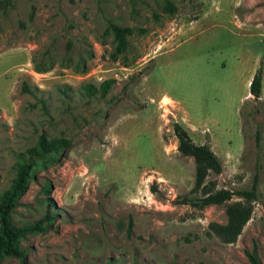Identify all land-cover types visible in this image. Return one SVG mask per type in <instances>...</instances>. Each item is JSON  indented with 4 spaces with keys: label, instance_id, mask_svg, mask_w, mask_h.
Returning <instances> with one entry per match:
<instances>
[{
    "label": "rangeland",
    "instance_id": "obj_1",
    "mask_svg": "<svg viewBox=\"0 0 264 264\" xmlns=\"http://www.w3.org/2000/svg\"><path fill=\"white\" fill-rule=\"evenodd\" d=\"M109 23L132 29L123 51ZM260 63L255 162L239 109ZM173 123L218 158L214 189L257 174L234 241L211 226L238 198L198 205ZM40 134L68 145L11 212L15 227L37 223L18 239L25 264H250L252 251L264 264V0H0V192ZM0 264L23 263L0 252Z\"/></svg>",
    "mask_w": 264,
    "mask_h": 264
},
{
    "label": "trees",
    "instance_id": "obj_2",
    "mask_svg": "<svg viewBox=\"0 0 264 264\" xmlns=\"http://www.w3.org/2000/svg\"><path fill=\"white\" fill-rule=\"evenodd\" d=\"M164 9L173 11V7L169 3L165 4ZM108 29L116 42L115 51H123L127 46L126 38L132 33V29L112 23L108 24ZM261 76L262 64L260 63L248 84V93L251 98L244 100L239 109L243 132H246L244 125L250 123L252 126V137L256 153L255 162L258 161L262 142L261 124L256 118L257 116L263 117V104L258 102L261 90ZM109 82V80H106L99 84L102 92H105ZM94 90L91 85H86V91L89 95ZM249 102H258L260 105L249 106ZM172 130L177 139L176 150L178 153L183 156H190L193 160L194 175L191 191L200 195L197 201L198 205L204 207L222 204L229 201L233 196L238 198V200L225 205V224H212L211 226L214 234L222 241L227 243L234 241L242 226L250 217L251 203L257 200V174H253L248 187L235 190L214 189V185L205 182V179L209 173L219 174L221 171V165L216 155L206 143H193L187 132L177 123H173ZM67 145V140L62 138L47 139L43 134H40L33 147L17 154L14 177L9 186L0 192V252L17 257L23 264H25L24 253L18 246V239L26 232L36 229L37 223H34L33 226L15 227L11 222V212L16 206L18 199L26 191L29 181L33 178L34 171L44 168ZM182 200L188 201L184 200V198ZM247 257L250 264H259L254 251L248 253Z\"/></svg>",
    "mask_w": 264,
    "mask_h": 264
}]
</instances>
